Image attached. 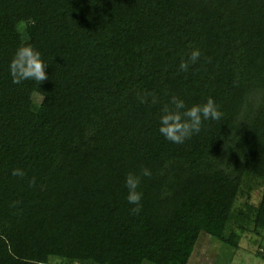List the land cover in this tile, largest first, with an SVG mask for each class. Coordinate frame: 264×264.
<instances>
[{
    "label": "trees",
    "instance_id": "trees-1",
    "mask_svg": "<svg viewBox=\"0 0 264 264\" xmlns=\"http://www.w3.org/2000/svg\"><path fill=\"white\" fill-rule=\"evenodd\" d=\"M22 41L49 64L40 84L12 83ZM172 95L212 98L222 119L167 141ZM144 167L133 214L124 177ZM251 234H264V0H0V264H189L203 235L240 248Z\"/></svg>",
    "mask_w": 264,
    "mask_h": 264
},
{
    "label": "clouds",
    "instance_id": "clouds-1",
    "mask_svg": "<svg viewBox=\"0 0 264 264\" xmlns=\"http://www.w3.org/2000/svg\"><path fill=\"white\" fill-rule=\"evenodd\" d=\"M201 57L199 49H194L181 58L179 70L187 72L191 65ZM41 52L32 44L22 41L15 49L9 62L8 70L13 84H21L25 81H35L39 84L48 78L45 69L48 67ZM151 96V103L157 104L158 98L148 93L138 96L140 103H147ZM222 112L212 98H207L203 103H194L190 107L179 96L172 95L166 103L160 107L158 117V132L167 141L174 144H183L186 140L200 134L205 121H220ZM13 176H24L21 169H13ZM151 170L144 167L140 171H129L125 177L123 186L126 189V200L132 205L131 212L138 214L142 208L143 193L140 190L143 177H150Z\"/></svg>",
    "mask_w": 264,
    "mask_h": 264
},
{
    "label": "rangeland",
    "instance_id": "rangeland-1",
    "mask_svg": "<svg viewBox=\"0 0 264 264\" xmlns=\"http://www.w3.org/2000/svg\"><path fill=\"white\" fill-rule=\"evenodd\" d=\"M258 198L256 192L253 202H257ZM259 250L264 251V234L246 236L241 241L240 248L227 245L210 235H203L189 264H264V255H259ZM55 263L60 264L59 261Z\"/></svg>",
    "mask_w": 264,
    "mask_h": 264
}]
</instances>
